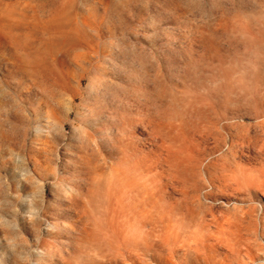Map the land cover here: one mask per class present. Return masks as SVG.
<instances>
[{
	"label": "rangeland",
	"instance_id": "rangeland-1",
	"mask_svg": "<svg viewBox=\"0 0 264 264\" xmlns=\"http://www.w3.org/2000/svg\"><path fill=\"white\" fill-rule=\"evenodd\" d=\"M0 264H264V0H0Z\"/></svg>",
	"mask_w": 264,
	"mask_h": 264
}]
</instances>
